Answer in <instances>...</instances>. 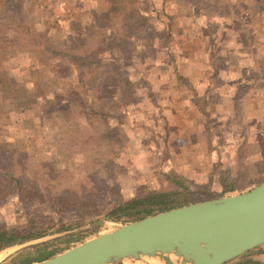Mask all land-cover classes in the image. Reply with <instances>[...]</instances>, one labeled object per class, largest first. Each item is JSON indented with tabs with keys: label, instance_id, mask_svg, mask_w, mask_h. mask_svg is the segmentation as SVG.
Here are the masks:
<instances>
[{
	"label": "rangeland",
	"instance_id": "374dc122",
	"mask_svg": "<svg viewBox=\"0 0 264 264\" xmlns=\"http://www.w3.org/2000/svg\"><path fill=\"white\" fill-rule=\"evenodd\" d=\"M0 1L13 10L17 18L23 16L41 34L47 33L46 40L55 42L61 39L56 37V25L49 23L60 10L68 9L71 1L82 7H73L75 17L68 23L72 24L73 34L90 30L91 11L99 10L104 4V0ZM177 1L169 0L174 4L172 11L179 27L176 61L163 48L150 54L152 50L141 46L145 36L135 41L137 47L129 40L120 58L124 68L120 73L125 77L123 84L111 77L102 81L104 75L95 71L89 74L82 65L64 67L59 75L61 80H57L43 70L45 63L38 60L39 54L23 49L24 46L18 47L22 44L17 45L16 50L0 52V70H5L9 81L30 86V81L40 80L46 87L60 89L65 84L71 85L80 93L81 100L93 107H103L108 116L105 122L90 117L87 124L84 115L74 111L68 121L56 117V122L39 123L37 115L41 106L22 112L6 104L0 106V116L4 117L0 139L5 140L12 151H17L8 159H0V225L27 230L28 223L35 220L33 227L48 232L1 250L0 264H6L12 255L29 245L47 242L46 248L56 254L124 223L103 215L121 196L136 193L141 181L149 187H161L167 176H184L187 197L194 198V202L223 196L219 195L221 172L227 176L224 183L232 185L231 194L264 181V13L259 12L257 17L254 12L257 9L253 8L252 23L248 25L256 34L254 44L249 45L243 71L244 78L250 76V81L245 87L238 86L237 91L228 86L227 91H213L214 84L226 81L228 76L232 81L238 80L235 73L240 70L235 67L241 63L225 51L221 56L228 60L226 68L223 59L218 60L219 72L209 79V41L197 36L198 32L189 27L193 22L188 6ZM250 4L251 0H234L233 9L237 8L239 19ZM1 16L7 23L5 15L1 13ZM118 20H115L117 25ZM61 24V32L66 36L63 26L68 24L66 21ZM86 44L83 51L92 45ZM30 64L41 68L32 69ZM109 72V76L119 73L113 69ZM178 75L186 76V80L182 81ZM89 76V82L93 83L94 77L96 83L104 82L106 87L102 86L103 90L98 93L93 87L83 86L82 81H88ZM134 79L137 81H132ZM128 80L132 83L127 89L124 84ZM128 91L125 96L123 93ZM105 129H108L106 140L100 134ZM67 132L70 135L81 132L85 136L77 143L67 144ZM5 171L21 176L20 186L25 189L14 193L3 174ZM88 190L94 191L88 203L90 214L79 209L78 199L74 197ZM51 194H60L61 201L49 200L46 196ZM27 205L31 210L24 209ZM98 221L104 223L92 224ZM60 226L66 228L56 229ZM248 257L264 260V244L254 248ZM239 263L236 258L231 262Z\"/></svg>",
	"mask_w": 264,
	"mask_h": 264
},
{
	"label": "trees",
	"instance_id": "16d2710c",
	"mask_svg": "<svg viewBox=\"0 0 264 264\" xmlns=\"http://www.w3.org/2000/svg\"><path fill=\"white\" fill-rule=\"evenodd\" d=\"M42 2L44 3V1ZM42 2L40 1V3ZM177 2L188 6L193 22L189 27L198 32L197 36L206 38L209 41L210 51L208 59L211 67L209 79L213 75L217 76L219 72V69H217L218 60L221 61L223 59L222 62L225 65L224 68H226L225 63L228 60L222 58L221 53L223 54L226 51L228 56L232 54L241 63V66L236 65L235 67L240 70L239 73H235L238 80L235 81L233 79L232 81L231 77L228 76L226 81L222 80L217 84L215 83L213 91H227L225 90L226 86L230 87L232 91L240 89L238 86L245 87L250 81V76L245 79L243 72L244 68H246L248 48L251 43L254 44L256 37V34L249 30L248 25L252 23L253 8L257 9V11H254L257 17L259 12L264 13V0H251L246 13L240 19L238 18L237 8L233 9L234 0H178ZM73 7L82 9V7L77 4L74 5L71 1L68 9L60 10L49 23V25H56V37L61 39L55 42L50 39L46 40L47 33L41 34L36 30L33 23L25 21V17L21 16L22 19L17 18L16 13L13 10H9L7 5L0 1V52L16 50V46L22 44L18 47L24 46L23 49L35 50L39 54L38 60L41 63H45L43 70H47L57 80H61L59 75H61L64 67L70 68L82 65L89 74L95 71L96 74L104 75V77H101L102 81L111 77L112 79L117 78V82L121 84L124 83L123 79L125 77L123 74V77H120L122 76L120 73L124 71L120 58L124 56L126 52L124 47L129 45V40L134 41L133 46L137 47L138 44L135 41L139 37L143 39L142 36H145V41L141 46L152 50L150 54H153L158 48H163L166 54L173 61H176L178 52L176 42L179 40H176V37L179 33V27H176L177 23L175 21L177 17L172 11L174 4L170 3L169 0H104V4L98 8L99 10L95 9V12L92 10L93 15L88 17V23L91 26L90 30L87 29L78 34H73L70 30L72 24H68L70 19L75 17ZM1 13L7 18V23L3 22ZM87 14L89 15V13ZM244 15L245 18H243ZM121 16L122 18H120ZM116 19H119L118 25L116 24ZM65 21L68 24L63 26L65 27L63 29L66 36L61 32V23ZM73 21L77 22L76 20ZM262 25L264 26V19ZM244 29L246 33H242ZM8 30L15 32L8 34L6 32ZM87 42L92 43V45H88V50L83 51L82 47L87 45ZM131 57H134V54ZM30 68L38 70L41 67L30 64ZM110 69L119 72L117 76H109ZM175 73H177L176 69ZM178 77L182 81L186 80V76L181 77L178 75ZM87 80L82 81L83 86H88L90 89L93 87L98 90V93L103 90L102 86H105L104 82L101 85V82L96 83L94 77L92 79L93 83L89 82L90 76ZM132 81L137 80L134 79ZM132 81L128 80L124 84L127 89L131 86ZM29 85H26L25 82L14 83L9 81L6 78L5 70H0V106L6 104L20 112L35 105L41 106L42 110L37 115L39 123L43 121L56 122L54 121L56 117H59V119L61 117L64 121H68L74 115V111L82 113L84 115L83 120L87 124L91 121L90 117H97L98 120L104 122L108 117L107 110L103 109V107H93L81 100L79 97L80 93L75 91L71 85L65 84L63 86L64 90L58 87H46L44 81L40 80L30 81ZM128 93L129 91L123 94L127 96ZM3 118L1 115L0 127L3 126ZM123 118L120 119V122ZM106 130L108 129L100 133L101 138L105 140L108 137ZM69 133L67 132L68 140L65 141L67 144L77 143L82 136H85L81 132H73V135ZM58 136L61 137V135ZM15 154H17V151H12L9 144L5 140L0 139V159H8L9 156ZM5 164L7 165V163ZM3 174L7 177L8 184L13 187L14 193H19L18 190L25 189L20 186L23 182L21 176H15L7 171L3 172ZM220 178L222 189L219 195L231 194L232 185L224 183L227 176L221 172ZM136 189L137 191L133 195L121 196V200L109 208L103 217L120 222H128L195 201L194 198L187 197L188 187L185 184L184 176H167L165 184L161 187H149L144 181H141ZM93 193V190H88L84 193L74 194V197L78 199L79 209L84 212L87 211L86 214L92 212L88 208V203ZM59 196L60 194H51L46 197L49 200L59 202L61 201ZM24 209L31 210L28 205ZM29 217L33 219L32 214H29ZM35 223V220L29 222L27 230H22L16 226H8L7 224L0 225V251L40 238L48 233L41 227H33L32 224ZM64 228L66 227L60 226L56 229L61 230ZM46 247L47 242L29 245L12 255L6 264H34L54 255L53 249L48 250ZM252 251L253 249L238 256L236 259H239V264H264V260L248 257ZM234 260L225 264H231Z\"/></svg>",
	"mask_w": 264,
	"mask_h": 264
},
{
	"label": "water",
	"instance_id": "95a60500",
	"mask_svg": "<svg viewBox=\"0 0 264 264\" xmlns=\"http://www.w3.org/2000/svg\"><path fill=\"white\" fill-rule=\"evenodd\" d=\"M263 244L264 181L117 224L34 264H225Z\"/></svg>",
	"mask_w": 264,
	"mask_h": 264
},
{
	"label": "bare ground",
	"instance_id": "6f19581e",
	"mask_svg": "<svg viewBox=\"0 0 264 264\" xmlns=\"http://www.w3.org/2000/svg\"><path fill=\"white\" fill-rule=\"evenodd\" d=\"M2 257V251H0V258ZM124 264H162V262L158 258H142L138 261H126Z\"/></svg>",
	"mask_w": 264,
	"mask_h": 264
},
{
	"label": "crops",
	"instance_id": "0c3cea01",
	"mask_svg": "<svg viewBox=\"0 0 264 264\" xmlns=\"http://www.w3.org/2000/svg\"><path fill=\"white\" fill-rule=\"evenodd\" d=\"M247 63H245V66H246ZM9 248V247H8Z\"/></svg>",
	"mask_w": 264,
	"mask_h": 264
}]
</instances>
